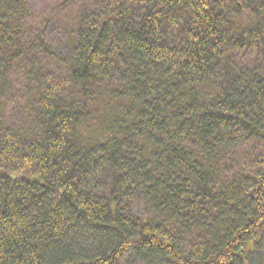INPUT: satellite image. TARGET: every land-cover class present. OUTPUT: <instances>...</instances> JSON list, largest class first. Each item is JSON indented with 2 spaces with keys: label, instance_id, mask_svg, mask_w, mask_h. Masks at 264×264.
<instances>
[{
  "label": "trees",
  "instance_id": "obj_1",
  "mask_svg": "<svg viewBox=\"0 0 264 264\" xmlns=\"http://www.w3.org/2000/svg\"><path fill=\"white\" fill-rule=\"evenodd\" d=\"M262 262L264 0H0V264Z\"/></svg>",
  "mask_w": 264,
  "mask_h": 264
},
{
  "label": "rangeland",
  "instance_id": "obj_2",
  "mask_svg": "<svg viewBox=\"0 0 264 264\" xmlns=\"http://www.w3.org/2000/svg\"><path fill=\"white\" fill-rule=\"evenodd\" d=\"M79 239V238H78ZM264 264V262H262Z\"/></svg>",
  "mask_w": 264,
  "mask_h": 264
}]
</instances>
